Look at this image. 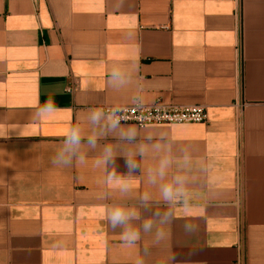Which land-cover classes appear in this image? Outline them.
Here are the masks:
<instances>
[{"label":"crops","instance_id":"crops-1","mask_svg":"<svg viewBox=\"0 0 264 264\" xmlns=\"http://www.w3.org/2000/svg\"><path fill=\"white\" fill-rule=\"evenodd\" d=\"M49 97L58 110L37 118ZM157 102L204 106L208 122L122 124L147 146L131 176L122 158L97 168L99 148L82 149L85 165L50 163L69 126L94 132L91 110ZM159 155L190 161L163 181L186 177L171 204L147 180ZM111 173L127 177L126 199L104 183ZM116 203L145 219L170 212L166 242L124 247L106 219ZM169 253L176 264H264V0H0V264H169Z\"/></svg>","mask_w":264,"mask_h":264},{"label":"clouds","instance_id":"clouds-1","mask_svg":"<svg viewBox=\"0 0 264 264\" xmlns=\"http://www.w3.org/2000/svg\"><path fill=\"white\" fill-rule=\"evenodd\" d=\"M109 79L114 88H122L128 83L127 76L118 68H114L109 73ZM57 110L54 100L49 97L43 104L37 105L35 116L39 119H47L53 116ZM118 112L119 109L113 110L111 113H106L103 109L91 110L88 113L87 122L94 129L92 134H86L79 124L69 126L64 132L59 150L50 158V163L57 167H68L74 163L85 165L86 155L82 149L96 151L99 148V157L95 161L97 168L109 169L115 165L118 158H122L127 175L131 176L139 168L136 157H145L147 146L144 143L134 144L138 137V131L133 126H122ZM109 135L115 137L120 143L99 145V140ZM148 139L151 140L150 137ZM129 145H133V147L129 148ZM151 148L157 154L164 150V146L161 144H152ZM174 163L178 167L186 168L190 161L187 157L181 161H174L167 155H159L157 167L147 173L148 183L158 185L161 199L169 204L183 195L184 186L187 182L185 176L177 174L172 177L171 182L163 183ZM104 183L106 185L114 183L122 199H126L133 190L127 177L117 176L115 173L107 175ZM105 198H107V194H105ZM150 199L149 193H144L141 196L145 207ZM106 219L112 230L121 229L122 245L134 247L144 235H151L153 246L165 243L167 233L159 226L172 222L173 217L170 212H163L155 213L154 218L145 219L137 208L116 203L108 207ZM136 222H139V227H137ZM186 231L191 234L195 231V227L186 226ZM148 251V249H144L145 253ZM168 259L169 264H176L175 254L169 253ZM134 264H145L144 257L139 256Z\"/></svg>","mask_w":264,"mask_h":264},{"label":"built area","instance_id":"built-area-1","mask_svg":"<svg viewBox=\"0 0 264 264\" xmlns=\"http://www.w3.org/2000/svg\"><path fill=\"white\" fill-rule=\"evenodd\" d=\"M116 109H119L121 124H133L138 127L208 122L207 109L200 105H173L157 102L150 106L137 103L124 107H103L106 113Z\"/></svg>","mask_w":264,"mask_h":264}]
</instances>
